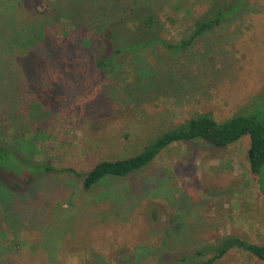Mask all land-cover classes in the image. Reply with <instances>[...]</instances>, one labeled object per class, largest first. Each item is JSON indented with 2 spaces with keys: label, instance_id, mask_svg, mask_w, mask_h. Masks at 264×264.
Wrapping results in <instances>:
<instances>
[{
  "label": "rangeland",
  "instance_id": "rangeland-1",
  "mask_svg": "<svg viewBox=\"0 0 264 264\" xmlns=\"http://www.w3.org/2000/svg\"><path fill=\"white\" fill-rule=\"evenodd\" d=\"M212 1L19 2L5 33L43 25L47 34L29 60L0 39L14 47L0 54V146L13 152L0 156V264H194L208 258L180 260L225 236L264 245V167L257 179L249 136L226 148L175 143L90 191L80 177L198 114L264 120V0H220L239 15L186 49L170 47ZM145 5L169 46L124 53L110 73L98 68L113 40L96 35L123 20L114 29L131 44L141 29L132 13ZM216 264L264 262L234 249Z\"/></svg>",
  "mask_w": 264,
  "mask_h": 264
},
{
  "label": "trees",
  "instance_id": "trees-1",
  "mask_svg": "<svg viewBox=\"0 0 264 264\" xmlns=\"http://www.w3.org/2000/svg\"><path fill=\"white\" fill-rule=\"evenodd\" d=\"M0 1V39L15 40L18 43L17 49L19 54L14 51L12 54L16 59L22 57L25 58L24 60H29L33 55H36L35 52L32 53V48H35L42 41L46 42L44 41L45 33L47 34L45 26L22 29V32L12 30L10 33H5V30L10 27L8 26L9 24H12L11 26L15 24V12L21 0ZM221 2L220 0H213L210 10L205 16L195 22V27L190 37L184 42L175 46L170 45V47L179 50L186 49L198 38L212 32L217 27L229 23L241 12V10L238 12V9L234 11V7L231 6V8L226 2ZM230 10H232V13H229ZM132 14L137 15L138 22H135L139 24L141 29H137L136 32H130L135 33L134 38L131 39V42L133 41L131 44L127 42L121 46V32H117L114 29V26L120 24L123 20L119 23L115 21L111 25L109 23L104 25V28L96 35V37L100 36V41L101 39L104 42L113 40L111 42V52L105 57L97 58L96 65L98 68L110 73L124 53L137 54L141 50H145L155 44L169 46L168 43L157 39L158 23L153 14V9L149 5L137 8ZM90 42L92 44V41ZM126 45L129 46L125 47ZM53 48L54 45L47 47L46 52L53 50ZM12 49H14L13 46H0V54L10 55L9 51ZM245 136H249L251 139L248 161L252 174L258 179L264 167V120H261L257 115L238 114L224 123H219L211 114L202 113L150 139L142 150L134 156L113 161L104 160L97 163L91 171L80 176L83 178V189L90 191L108 178H125L138 173L151 164L164 150L175 143L204 141L215 147L226 148L237 143ZM2 153L13 154V152L0 146V156ZM0 168L6 171L1 164ZM2 186L8 187V183ZM234 249L248 252L264 262V245H254L231 235L223 237L212 247L197 251L195 256L184 258L180 261L187 263V260L189 259L190 261L192 258H208L205 261L194 264H215Z\"/></svg>",
  "mask_w": 264,
  "mask_h": 264
},
{
  "label": "crops",
  "instance_id": "crops-1",
  "mask_svg": "<svg viewBox=\"0 0 264 264\" xmlns=\"http://www.w3.org/2000/svg\"><path fill=\"white\" fill-rule=\"evenodd\" d=\"M222 260V259H221ZM216 264V263H215Z\"/></svg>",
  "mask_w": 264,
  "mask_h": 264
}]
</instances>
